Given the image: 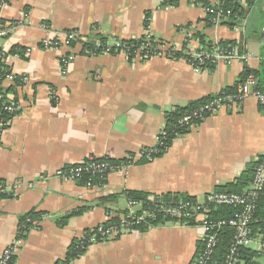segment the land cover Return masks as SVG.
Here are the masks:
<instances>
[{
	"label": "crops",
	"instance_id": "crops-1",
	"mask_svg": "<svg viewBox=\"0 0 264 264\" xmlns=\"http://www.w3.org/2000/svg\"><path fill=\"white\" fill-rule=\"evenodd\" d=\"M205 14L201 3L192 0L0 3V31L17 23L0 37L5 64L13 76L27 79L15 95H8L16 99L19 113L0 134V181L21 184L15 196L0 200V254L15 240L20 219L29 212L44 218L39 229L17 243L14 264H56L83 233L126 214L127 192L148 199L180 195L202 201L257 165L264 151V111L254 98L206 117L177 135L164 154L142 161L141 151L155 145L169 112L232 88L245 70L264 75V0L248 8L238 31L224 25L206 28ZM42 23L48 31L39 28ZM186 25L212 45L236 43L239 55L249 60L221 62L196 73L182 57L141 59L91 49L96 39L110 46L148 34L177 51L195 49L200 43L185 40ZM65 31L78 32L89 45L42 49L54 33ZM13 48L23 49L22 56L8 54ZM69 53L74 60L62 75L59 58ZM258 85L256 79V89ZM87 157L131 158L134 164L92 189L56 177L61 168ZM81 209L86 211L60 224ZM146 228L91 245L71 264H192L202 248L199 223L160 221ZM251 241L257 249H248L258 253V264L264 260V238L254 234Z\"/></svg>",
	"mask_w": 264,
	"mask_h": 264
},
{
	"label": "built area",
	"instance_id": "built-area-1",
	"mask_svg": "<svg viewBox=\"0 0 264 264\" xmlns=\"http://www.w3.org/2000/svg\"><path fill=\"white\" fill-rule=\"evenodd\" d=\"M0 1L2 5L5 4V0ZM192 2L200 4L199 0H192ZM204 10L205 13L213 12L210 7H205ZM226 13L229 14L228 11ZM222 15V11H219L212 19V23L215 26L218 25L221 17H225ZM13 26H5L7 29L0 31V37L6 34L10 27ZM39 28L44 31L49 30V26L44 23L40 24ZM238 29V26H235L234 30L238 31ZM182 32L187 42L191 40V32H187L185 29H182ZM79 45H89V41L83 39L76 31H65L54 33L52 38L42 43V49L45 51H58L61 48L70 49ZM186 47L177 51L165 42L156 40L149 34L145 35L144 40L137 47L127 45L122 41H116L113 45L109 46L102 43L100 39L94 40L91 44V49L95 54L117 55L121 53L127 57L138 56L141 59L162 57L175 59V55L179 53L196 73L201 72L207 66L216 65L221 62L230 64L237 59L249 60L247 56L239 55L237 46L230 47L229 49H222L216 44L210 47L199 44L195 49ZM73 60L74 55L70 53L59 58V69L62 75H65L67 68ZM15 77L10 74L5 78L4 82L12 84ZM18 79L20 84L27 82L25 77H18ZM248 98H254L264 111V94L256 89V79L253 75H247L243 80L239 81L232 92L220 91L215 93L209 101L182 115L172 128H169L164 123L157 133L155 145L143 149L141 157L147 163L152 162L156 159L154 158L155 155L160 151H167L168 147L165 141L169 135H177L176 129L184 128L188 130L206 117L215 116L222 110L230 109ZM53 99L56 100L55 96H53ZM16 109H18L16 103H14V107L11 104L7 108L9 112H13ZM133 164L134 162L131 158H126L113 165L106 158L98 160L93 157H87L76 165L61 168L57 171L56 177L64 183H76L80 179H83L85 181L83 188L92 189L94 187H101L109 174L119 173ZM93 179H98L100 184H94ZM20 187V183L8 184L0 182V197L5 195L15 196ZM263 193L264 151L255 168L251 186L243 194L211 192L206 194L202 201L192 198H179L175 200L173 198H163L160 195L151 197L147 201L127 199V212L118 218V224L106 225V223L90 231H86L72 243V248L74 253H83L91 245L116 240L122 235L138 230L141 225L149 227L151 226L149 223L153 222L184 223L193 221L201 225L203 235L201 238L202 248L197 253L192 264H242L240 251L249 248L252 243L250 224L256 205ZM221 207L234 209V212L228 218H213L212 212ZM43 218L44 216H41V219ZM26 224H30L28 230ZM38 224L37 220L28 218L24 223H19L15 240L0 254V264H9L11 262L15 255L17 243L21 240V237L27 231L36 230L35 228ZM224 229L232 230L233 235L223 257L217 258L219 235ZM56 264H71V261L64 258Z\"/></svg>",
	"mask_w": 264,
	"mask_h": 264
},
{
	"label": "trees",
	"instance_id": "trees-1",
	"mask_svg": "<svg viewBox=\"0 0 264 264\" xmlns=\"http://www.w3.org/2000/svg\"><path fill=\"white\" fill-rule=\"evenodd\" d=\"M10 1H12V0H5V4H8ZM241 1L244 2V4H242ZM255 1L256 0H221V1H219V3L213 4L211 2V0H199L201 5L203 6V8L210 7L211 10L213 11L212 13H206L205 14V17H204L202 23L204 24V26L206 28H210V27L215 26L214 23H212V19L217 15V13L219 11H222V14L225 17H221V20H219L218 25L228 26L230 29H233L235 26L240 25L243 22V19L247 14L248 8H250L251 5ZM172 3L173 2H171V1L167 2V4H172ZM227 11L229 12V14L226 13ZM12 24L16 25L17 23L12 22ZM145 25L147 27V22H145ZM183 29H185L187 32H191L190 31V29H191L190 25H186ZM144 37H141L140 39H137V40L122 41V42L126 43L127 45L137 47L144 40ZM190 39H192V40L196 39L201 45L206 46V47H210L212 45L211 43L205 42L204 37L201 36L199 33L191 32ZM100 41L102 43H104V39H100ZM235 45H236V43H234V42H220L217 44V46L222 48V49H229L230 47H233ZM22 50L23 49L17 50L16 48H13L10 50V52L8 54H10V55L18 54L19 56H22ZM6 56H7V53H3L0 49V134L3 130H5L8 127L10 120L19 113V108L14 110L13 112H9L7 110V108L9 106H11V104H13V107H14V103L16 102V99L11 101L8 98V95L9 94L15 95L16 87L20 86V82H19L18 77H15L13 79L14 83L8 84L7 86L3 85L5 78L11 74L9 67L5 64ZM175 57H176V59H179L182 56H181V54L177 53L175 55ZM247 75H253L254 78L259 80V85H258L259 89L258 88L257 89L259 91L261 89L262 91H260V92L264 93V75H262V74L260 75L258 72L245 70L244 74L241 76V79L243 80ZM237 84L235 86H233L232 88H229V89H226L223 91L224 92H232L235 90ZM211 97L203 98L197 102H194V103L187 105L184 108H175L173 111L169 112L166 115L165 123L167 124V126L169 128H172L173 125L178 121V119L182 115H184L185 113L193 110L194 108H197L200 105L206 103L207 101H209L211 99ZM187 131L188 130H186L184 128L183 129L182 128L176 129L177 135H182ZM177 135L171 134L168 136L167 140L165 141L168 148L170 147L171 142L173 141V139ZM165 152L166 151H163V152L160 151L157 155H155L154 158L161 156ZM102 159H104V158H100L98 160H102ZM106 159L108 162H110L113 165L124 160V159L113 160L110 158H106ZM142 161L147 163L143 158H142ZM256 166L257 165H255L254 167H248L241 174V176L235 181L234 185H231V184L227 185L224 188H222L220 191H218L217 193L243 194L244 192H246L251 186V182L253 180L254 171H255ZM84 182L85 181L83 179H80L76 183L83 187ZM93 183L94 184H100V181H98V179H95V180L93 179ZM246 188H248V189L244 191V189H246ZM126 196H127V199L135 200V201L136 200H139V201H147L148 200V198H147L148 196L146 194H143L140 192H127ZM12 197H13L12 195H5V196H1L0 200L10 199ZM154 197H156V196H154ZM162 197L163 198H173L175 200L179 199V198H188V197H184V196H180V195H162ZM85 211H86V209H81V210H77V211L69 214L68 216H66L60 220V224L61 225L64 224L68 218L73 217V216H79V215L83 214V212H85ZM233 212H234V209L221 207V208L212 212V217L216 218V219L217 218H228L233 214ZM41 215H42V213H36L33 211L29 212L20 219V223H24L27 218L31 219V220H37V222H39V221H41ZM190 222L195 223L193 221H188L185 223L190 224ZM118 223H119L118 218H113V220L109 221L106 225L118 224ZM154 224H157V222L156 223L155 222L149 223V225H154ZM29 227H30V224H26L27 230ZM35 229L36 230L39 229V224L36 226ZM138 229L140 231H144L147 228L145 225H141ZM250 230H251V235L261 234L264 238V193L261 195V197H260V199L256 205V209L253 213L252 222L250 224ZM27 232H29V231H27ZM232 235H233V232L230 229H224L221 232V234L219 235V245L217 248V258H222L223 255L225 254V252H226V250L230 244ZM75 241H73L72 243H74ZM83 253H74L73 248H72V244H71L67 250L65 259L72 262V261L76 260L79 256H81ZM240 254H241L242 264H256V261H254V259L257 258V254H258L257 252H253L247 248L245 250H241ZM14 261H15V257L12 258V260L9 264H14Z\"/></svg>",
	"mask_w": 264,
	"mask_h": 264
},
{
	"label": "rangeland",
	"instance_id": "rangeland-1",
	"mask_svg": "<svg viewBox=\"0 0 264 264\" xmlns=\"http://www.w3.org/2000/svg\"><path fill=\"white\" fill-rule=\"evenodd\" d=\"M251 248L253 250H255V249H257V246L256 245H251ZM258 264H264V260L263 261H262V259H261V261L259 260Z\"/></svg>",
	"mask_w": 264,
	"mask_h": 264
},
{
	"label": "water",
	"instance_id": "water-1",
	"mask_svg": "<svg viewBox=\"0 0 264 264\" xmlns=\"http://www.w3.org/2000/svg\"><path fill=\"white\" fill-rule=\"evenodd\" d=\"M240 40H242V41H243V35H242V37L240 38Z\"/></svg>",
	"mask_w": 264,
	"mask_h": 264
}]
</instances>
